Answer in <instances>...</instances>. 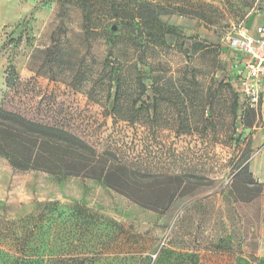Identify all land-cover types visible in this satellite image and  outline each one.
<instances>
[{
  "label": "rangeland",
  "instance_id": "obj_1",
  "mask_svg": "<svg viewBox=\"0 0 264 264\" xmlns=\"http://www.w3.org/2000/svg\"><path fill=\"white\" fill-rule=\"evenodd\" d=\"M77 1L0 0V108L143 170L197 177L198 187L156 212L97 180L20 171L0 157V252L21 254L25 238L37 264H264V197L239 201L233 187L264 128V99L233 118L243 57L228 42L264 23V0ZM112 66L123 77L124 111L145 73L154 120L153 107L135 122L118 118ZM8 73L38 77L37 93L16 104Z\"/></svg>",
  "mask_w": 264,
  "mask_h": 264
},
{
  "label": "trees",
  "instance_id": "obj_2",
  "mask_svg": "<svg viewBox=\"0 0 264 264\" xmlns=\"http://www.w3.org/2000/svg\"><path fill=\"white\" fill-rule=\"evenodd\" d=\"M77 2L82 6H88L86 0ZM113 6L116 11L120 10L116 4ZM61 12H64L62 7ZM122 13V18L126 19L128 24H134L128 9H123ZM90 18L89 15L86 20L89 22ZM60 37L58 30L53 32L52 46L49 49L51 55L59 49ZM112 59L110 54L107 57V64H110ZM48 62L52 65L54 60L49 59ZM108 74L111 82L117 81L113 111L117 113L119 119L135 122L139 120L143 111H148L152 107L155 109L152 119L158 116V106L154 102L144 101V95L150 96L144 72L137 79L139 93L125 111L123 77L118 67L114 66ZM7 78L8 86H11L16 83L19 76L15 77L8 73ZM80 80L83 78L79 70L72 82L76 85ZM140 101L142 104L138 108ZM240 106V96L236 91L233 102L234 119L238 117ZM0 157L5 158L14 169L20 171H43L58 179L77 176L97 180L132 202L156 212L165 211L179 197L194 194L198 187L197 177L186 173H156L143 170L124 161L112 150L97 151L80 136L63 127L41 123L4 108H0ZM233 187L234 197L239 201L249 202L260 195L264 197V183L255 178L249 163H242L239 166ZM30 231H36V228ZM28 248L29 244L25 238L21 239L20 249L23 252L15 255L4 254L1 251L0 264H37L39 259L28 253Z\"/></svg>",
  "mask_w": 264,
  "mask_h": 264
},
{
  "label": "built area",
  "instance_id": "obj_3",
  "mask_svg": "<svg viewBox=\"0 0 264 264\" xmlns=\"http://www.w3.org/2000/svg\"><path fill=\"white\" fill-rule=\"evenodd\" d=\"M228 42L243 57V67L234 88L240 96L243 109L255 108L264 99V24L256 25L251 30L241 29L237 35L229 36ZM38 80V77L28 79L19 77L14 85L8 87L9 97H14L16 104L26 97L31 98L37 93ZM69 95L71 93H68ZM80 113L88 118L86 111L81 109ZM87 121L93 123V119Z\"/></svg>",
  "mask_w": 264,
  "mask_h": 264
},
{
  "label": "crops",
  "instance_id": "obj_4",
  "mask_svg": "<svg viewBox=\"0 0 264 264\" xmlns=\"http://www.w3.org/2000/svg\"><path fill=\"white\" fill-rule=\"evenodd\" d=\"M0 81L1 88L2 76L0 77ZM252 149L253 151L249 159L250 169L255 178L264 183V128L259 129L253 136Z\"/></svg>",
  "mask_w": 264,
  "mask_h": 264
}]
</instances>
